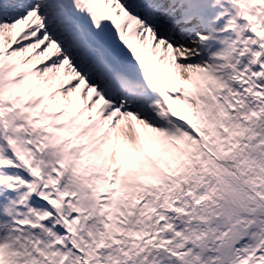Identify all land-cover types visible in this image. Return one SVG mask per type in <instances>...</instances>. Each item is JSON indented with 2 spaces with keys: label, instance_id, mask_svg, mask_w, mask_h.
Here are the masks:
<instances>
[{
  "label": "snow or ice",
  "instance_id": "1",
  "mask_svg": "<svg viewBox=\"0 0 264 264\" xmlns=\"http://www.w3.org/2000/svg\"><path fill=\"white\" fill-rule=\"evenodd\" d=\"M0 264H264V0H0Z\"/></svg>",
  "mask_w": 264,
  "mask_h": 264
}]
</instances>
